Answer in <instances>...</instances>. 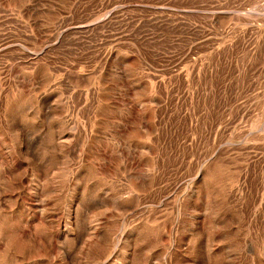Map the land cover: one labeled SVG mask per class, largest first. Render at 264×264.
Masks as SVG:
<instances>
[{
    "label": "rangeland",
    "instance_id": "374dc122",
    "mask_svg": "<svg viewBox=\"0 0 264 264\" xmlns=\"http://www.w3.org/2000/svg\"><path fill=\"white\" fill-rule=\"evenodd\" d=\"M0 264H264V0H0Z\"/></svg>",
    "mask_w": 264,
    "mask_h": 264
}]
</instances>
